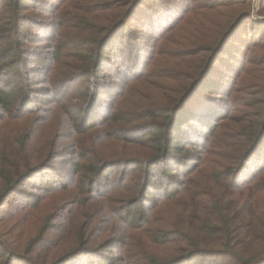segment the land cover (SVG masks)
<instances>
[{
  "label": "trees",
  "instance_id": "obj_1",
  "mask_svg": "<svg viewBox=\"0 0 264 264\" xmlns=\"http://www.w3.org/2000/svg\"><path fill=\"white\" fill-rule=\"evenodd\" d=\"M250 6L0 0V264H264Z\"/></svg>",
  "mask_w": 264,
  "mask_h": 264
},
{
  "label": "rangeland",
  "instance_id": "obj_2",
  "mask_svg": "<svg viewBox=\"0 0 264 264\" xmlns=\"http://www.w3.org/2000/svg\"><path fill=\"white\" fill-rule=\"evenodd\" d=\"M250 2V12L252 16H255L258 12H263L262 14H264V7L261 8L263 6V0H248ZM240 5H237L236 8H239ZM259 18H262L261 16H259ZM247 23V22H246ZM263 52V50H262ZM16 200V199H13Z\"/></svg>",
  "mask_w": 264,
  "mask_h": 264
}]
</instances>
